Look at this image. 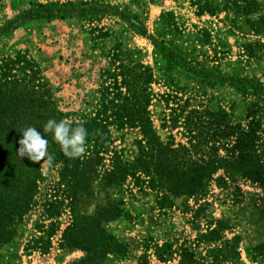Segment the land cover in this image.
I'll list each match as a JSON object with an SVG mask.
<instances>
[{
	"label": "rangeland",
	"instance_id": "1",
	"mask_svg": "<svg viewBox=\"0 0 264 264\" xmlns=\"http://www.w3.org/2000/svg\"><path fill=\"white\" fill-rule=\"evenodd\" d=\"M35 2L60 4L70 15L25 17L8 28ZM255 37L242 17L233 23L224 12L197 14L187 0H0V58L18 50L34 58L62 109H78L88 93L95 95L98 73L108 67L106 55L119 43L151 66L154 125L162 136L172 133L177 140L184 137L171 127V117L184 109L225 110L240 122L252 106L264 109L263 100L230 83V77H249L264 84V57L248 62L242 54L243 44ZM113 137L125 157L134 155L136 129L114 130ZM42 169L40 197L58 177L57 166L43 162ZM108 193L122 198L128 216L105 223L119 247L98 264H179L182 255L192 264V249L207 256L210 246L234 237L239 255L226 264H264V219L258 211L263 192L237 174L220 170L203 192L172 197L165 206L154 190L131 181ZM104 196L84 205L86 212L104 203ZM43 202L40 198L15 238L0 249V264H76L85 255L82 248L61 243L71 223L68 213L60 206L58 215L46 219ZM217 225L222 227L217 243L207 241L202 235ZM166 243L173 251L163 261L158 248Z\"/></svg>",
	"mask_w": 264,
	"mask_h": 264
},
{
	"label": "trees",
	"instance_id": "2",
	"mask_svg": "<svg viewBox=\"0 0 264 264\" xmlns=\"http://www.w3.org/2000/svg\"><path fill=\"white\" fill-rule=\"evenodd\" d=\"M187 1L197 14L224 12L233 23L242 17L250 34L257 36L243 44L242 54L248 62L264 57V0ZM67 15L70 13L60 4L35 2L11 20L8 28L25 17L50 19ZM106 57L108 67L98 73L95 95L88 93L84 105L73 110L60 107L34 58L22 50L12 57L0 58V249L15 238L25 215L42 198L41 215L46 219L58 215L60 206L68 213L71 223L64 230L61 243L84 250L85 255L76 264H98L119 247L105 223L128 216L122 198L109 196L110 188L131 181L138 188L154 190L158 204L165 206L172 204V197L203 192L220 170L237 174L261 188L258 211L264 219L263 107L252 106L246 122L236 121L225 110L190 107L171 117V127L180 129L183 140H177L172 133L162 136L149 108L154 96L151 66L125 52L119 43L109 49ZM230 78L231 84L242 86L264 101L261 81ZM48 118L83 123L88 130L87 148L80 157L69 158L49 136L51 165L57 166L58 177L49 186L50 191L40 197L43 162L17 155L21 133L16 129L36 125L40 130L39 125ZM123 129L138 132L132 157H125L114 144L113 131ZM102 195L105 202L86 212L84 205ZM221 230V225H217L202 236L214 242ZM172 251L171 244H164L158 248L159 258L166 260ZM191 255L192 264H226L238 257V241L236 237L223 239L207 249V256L193 249ZM186 261L189 260L182 255L179 264Z\"/></svg>",
	"mask_w": 264,
	"mask_h": 264
},
{
	"label": "clouds",
	"instance_id": "3",
	"mask_svg": "<svg viewBox=\"0 0 264 264\" xmlns=\"http://www.w3.org/2000/svg\"><path fill=\"white\" fill-rule=\"evenodd\" d=\"M28 125L16 129L21 133L17 155L33 162H47L51 165L53 154L49 151V136L69 158H78L86 152L88 130L83 123L65 119L48 118L42 125Z\"/></svg>",
	"mask_w": 264,
	"mask_h": 264
}]
</instances>
